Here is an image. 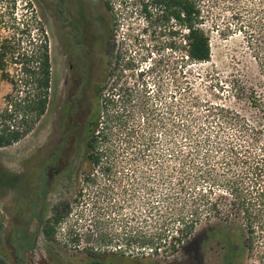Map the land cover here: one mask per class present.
<instances>
[{"label":"rangeland","instance_id":"1","mask_svg":"<svg viewBox=\"0 0 264 264\" xmlns=\"http://www.w3.org/2000/svg\"><path fill=\"white\" fill-rule=\"evenodd\" d=\"M141 4L140 0H113L112 5L117 19L116 39L127 49L126 61L129 62L110 92L111 96L107 95V90L101 96L114 99L116 104L110 109L113 115L116 112L122 115L120 120L110 123L108 130L104 127L106 112L100 113L99 130L103 125L108 137L97 144L99 149L109 151L107 155L113 161L106 164L113 165L112 169L105 171L102 167H93L86 150L79 146L68 176L61 174L45 197L50 206L59 201L69 204V215L62 221L67 222L79 239L81 236L83 242L91 244L76 247L74 251L57 241L48 243L31 214L29 231L36 232L35 248L31 253L33 264H89V248L99 253L113 251L117 257L135 264H224L228 246L223 240L225 235L232 237L235 254L242 255L243 242L235 223L218 225L215 220L207 223L204 219L179 243L176 251H172L169 242L149 255L134 249L140 246V239L148 232L171 235L177 226L176 207L184 206L183 212L193 209L192 192L188 189L190 181L184 182L188 186L185 190H180L176 183L181 174L180 161L188 153L191 142L196 138L202 140L200 136L203 135L211 136L210 142L198 144L197 159L203 160L206 150L213 149L211 143L216 135L225 138L234 134L233 128L220 127L216 118L208 116L212 106L231 107L255 122L262 118L263 112L249 103L247 91L253 88L264 97L263 73L253 47L242 32L224 34L226 27L233 24L225 0H203L211 57L199 63H193L186 55L187 28L174 24L171 19L155 20L153 16L148 20L141 11ZM11 6H14L16 17L36 15L45 25L43 0H0V10L6 14ZM171 28L177 30V49L173 51L167 43ZM32 34H36L34 28ZM142 68H152L146 80H138ZM229 80H234L236 86L244 87L245 91L236 93ZM106 81L107 84L111 82ZM125 88L129 89L125 91ZM9 90L10 84L0 80V107ZM127 94L132 95L133 101L126 107ZM128 127L132 137L125 135ZM38 140H33L29 133L16 143L0 148V169L5 174L0 179V250L6 254L9 264L16 255L15 248L8 243V235L23 200L17 181L27 168L32 169V177L37 180L35 174L39 175L41 170L35 164L40 154L33 160L32 152ZM215 165L220 172L223 170L221 163ZM185 172L191 176V166H187ZM87 173H91L89 180L84 179ZM13 176H18L17 181ZM36 182H32L28 191L32 198L39 197ZM40 207L37 205V210ZM100 232L107 235L105 242H101Z\"/></svg>","mask_w":264,"mask_h":264},{"label":"trees","instance_id":"2","mask_svg":"<svg viewBox=\"0 0 264 264\" xmlns=\"http://www.w3.org/2000/svg\"><path fill=\"white\" fill-rule=\"evenodd\" d=\"M140 1L141 11L148 20L154 16L155 20L165 21L174 16L178 24L187 28L184 48L190 61L199 63L210 60L211 46L205 28L203 0ZM225 2L230 7L233 24L226 27L224 34L244 33L247 42L253 47L264 78V0ZM7 12L0 10V80L10 84V90L3 96V105L0 107V148L12 145L30 133L36 119L45 112L48 90L49 45L45 25L36 15L16 17L14 6L8 7ZM33 28L35 36L32 34ZM138 80H146L144 71L138 72ZM229 83L236 93L245 91L244 87L236 86L234 80H229ZM125 89L127 91L129 88ZM247 94L249 103L258 110L262 109V118L252 122L246 114L231 107L212 106L208 116L216 118L220 127L227 125L233 128L234 134L225 138L216 135V140L211 143L213 149L206 150L203 160L197 159L200 154L198 144L201 141L210 142L211 136L203 135L200 136L202 140L196 138L191 142L188 153L180 161L181 174L176 183L180 190H185L188 186L184 182L190 181L188 189L192 192L194 207L187 212L182 211L184 206H180V209L176 207L177 226L172 234L148 232L140 239L139 247L149 246L156 253L165 242H169L172 251H176V242L180 243L190 236L202 219L207 223L215 220L218 225L235 223L243 242V252L238 257L233 249L232 237H223L224 242L228 243L224 264H264V97L253 88ZM127 103L125 97L124 104ZM121 118L122 115L116 112L113 121ZM108 121H112V118H108ZM126 129L129 130L125 135L132 137L131 128ZM100 132L97 143L108 137L103 130ZM92 140L90 134L86 140L87 159L93 167L99 166L110 171L113 165L106 164L107 161H113L107 155L109 151L93 147L96 139ZM216 162L221 163V172ZM187 166H191V176L185 172ZM27 169L28 173L21 175L18 181V176H13L23 200L18 206L17 220L11 223L8 235V243L15 248L16 255L12 264H33L31 253L35 248L36 232L29 231L31 214L37 219L48 243H55L56 227L69 215L67 202L59 201L51 206L45 202L50 189L44 172L40 169L39 175L35 174L37 180H34L32 169ZM2 172L0 169V179L5 177ZM90 175L87 173L84 179L89 180ZM32 182L37 183L39 188L35 190L41 198L29 195ZM219 185L222 187L219 188ZM37 205H41L39 210ZM106 237L104 233H99L101 242H105ZM69 238L72 242L80 240L76 233ZM87 253L91 257L89 264L134 263L127 258L117 257L113 251L99 253L89 248ZM0 264H9L6 254L1 250Z\"/></svg>","mask_w":264,"mask_h":264},{"label":"flooded vegetation","instance_id":"3","mask_svg":"<svg viewBox=\"0 0 264 264\" xmlns=\"http://www.w3.org/2000/svg\"><path fill=\"white\" fill-rule=\"evenodd\" d=\"M43 2L49 45L47 103L30 135L33 140L39 139L33 145L32 159L40 154L35 165L44 172L51 189L61 174L68 176L72 158L79 146L86 150L90 134L97 143L103 130V125L99 130L101 112H106L104 127L110 130L114 116L110 108L116 103L111 97L101 96L105 90L111 96L129 62L127 49L116 39L113 0ZM169 19L177 25L176 17ZM168 31L167 43L173 51L177 49V30ZM106 80L111 82L107 84ZM131 97L127 94L126 107L133 101ZM96 143L93 147L98 146Z\"/></svg>","mask_w":264,"mask_h":264},{"label":"built area","instance_id":"4","mask_svg":"<svg viewBox=\"0 0 264 264\" xmlns=\"http://www.w3.org/2000/svg\"><path fill=\"white\" fill-rule=\"evenodd\" d=\"M69 226L67 225V222L65 221H61L57 227H56V234H55V241H57L59 244H61L62 246H66L71 248L72 250L76 251V247H83L85 244L90 245L91 243L89 242H83L80 236V240L82 242H79L77 244H72L70 241V236L75 234L74 232L69 231L70 229L68 228ZM93 229H91L92 231ZM93 232V231H92ZM95 235V233H94ZM95 237V236H94ZM93 240V239H92ZM179 243L176 242V246H178ZM86 246V245H85ZM118 248H120V245H117ZM116 249V247L114 248ZM136 251H141V253H144L145 255H149L151 253H155L154 250L151 247H138L136 246V248H134ZM160 248H158L157 250H159ZM131 251V250H129Z\"/></svg>","mask_w":264,"mask_h":264},{"label":"clouds","instance_id":"5","mask_svg":"<svg viewBox=\"0 0 264 264\" xmlns=\"http://www.w3.org/2000/svg\"><path fill=\"white\" fill-rule=\"evenodd\" d=\"M151 69H152V68H147V69L142 68V69H140V70H142V71L145 72V78H146L147 73H148Z\"/></svg>","mask_w":264,"mask_h":264}]
</instances>
